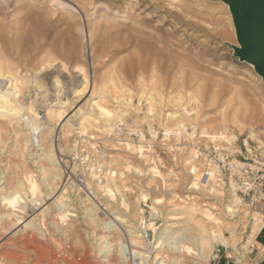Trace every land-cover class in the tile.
<instances>
[{"label": "rangeland", "instance_id": "374dc122", "mask_svg": "<svg viewBox=\"0 0 264 264\" xmlns=\"http://www.w3.org/2000/svg\"><path fill=\"white\" fill-rule=\"evenodd\" d=\"M228 45H237L234 29L227 6L217 0H0V59L20 72L21 103L31 102L37 120L53 128L51 144L62 171L47 188L28 152L22 159L14 155L15 123L0 116V192L25 168L35 177L40 200L33 206L27 190L14 208L0 200V264H133L115 254L103 263L94 253V240L105 221L113 225L109 241L137 231V204L145 219L157 214L155 226L179 223L185 212L210 227L221 226L226 236L234 230L243 238L250 220L240 210L232 216L226 212L229 192L213 196L195 189L185 167L193 146H211L200 138L203 129L217 137L232 135L238 145L260 149L257 140L264 143L263 84ZM81 68L88 76L87 91L94 85L106 92L105 105L123 114V121L106 127L99 118L78 134L80 115H72L78 108L88 113L98 100V94L74 95ZM34 77L44 86L28 82ZM139 77L146 82H137ZM56 98L71 103L61 112L71 124L60 122L58 105L48 119ZM172 113L184 117V131L175 134V123H162ZM24 129L19 124L20 134ZM94 160L103 164L97 175L88 169ZM81 200L95 208L96 235ZM10 211L14 215L8 216ZM29 222L33 230L23 228ZM147 236L152 237L151 227ZM247 248L238 263L219 246L209 264H255L257 253ZM175 264H195V257Z\"/></svg>", "mask_w": 264, "mask_h": 264}, {"label": "bare ground", "instance_id": "6f19581e", "mask_svg": "<svg viewBox=\"0 0 264 264\" xmlns=\"http://www.w3.org/2000/svg\"><path fill=\"white\" fill-rule=\"evenodd\" d=\"M45 64V68H48L53 65V60L47 61L45 62ZM61 66L63 67V69H66L65 66ZM250 68L253 71L252 66H250ZM13 71L14 67L10 63H8L3 58L0 59V116L3 118L7 117V120L15 123L16 127L13 129L15 138L14 144L12 146L15 150L14 155L18 159H22L25 153L28 152V157H31L38 164V177H41L42 181L46 183L47 188H49L51 187V185L48 183V180H59L62 174V171L57 164V159L50 139L53 135L54 130L50 126L42 125L37 120L31 102L26 103V106L21 103L18 95L20 93L18 84L19 82H23V80L19 77V75L18 77H16V73L18 72L13 73ZM79 73H81L82 81L80 82V85H78L74 90V95L80 97L87 92L90 93V97H94L98 94V100L92 103L89 102L90 108L88 109V113H82V109L78 108V110H76L72 115L71 118H75L76 116L80 115L79 124L82 125V131H80L78 134L83 135L84 131L87 129V126H93L96 123V120L99 118L105 122L106 127L111 126L110 124L112 123H119L123 121V114H121L119 111L116 112L115 109L110 110L105 105L106 101L104 99V95L107 93L102 92L101 89L98 92L97 88L94 85L87 91V73L83 68L79 70ZM140 77L137 79V82H146L145 78L141 79ZM108 80L110 82L112 78ZM28 82L34 83V86H44L38 79H36V77L32 78V80ZM54 84V87L56 88L58 80H55ZM53 100H56L58 102L52 105V107H49L48 119L51 120L53 117V109L51 108H53L55 105H58V108L60 110L56 114L58 115L60 122H64V125L71 124L72 120L70 118L64 121L63 118L65 117L62 118L61 115V112L64 111L63 109L70 107L71 103H69L67 100H64V98L62 99V101L59 98ZM113 103L119 104L121 103V100L117 101V98H113ZM24 112H26V114H24ZM148 114V116H152V112L149 111ZM189 115L190 114L185 113L186 117H188ZM183 118L184 117L180 114L172 113L168 114L166 121H163L162 123H175V134H177L178 130H185V125L182 122ZM144 119H147V117H144ZM152 122L154 121L152 120ZM19 124L24 126V130L27 131L26 133L20 134V131L18 130ZM222 130H225L224 126H222ZM170 132L167 131L165 135ZM249 137L256 140V137L253 133H250ZM200 138L209 139L212 143L225 142L228 144H231L232 141L236 139L232 135L220 137H217L216 135H210L204 129L201 131ZM257 142L260 144L259 148L264 149V143L259 140H257ZM30 147L31 149L29 150ZM73 149L74 151L76 150L75 145ZM188 154L189 155L188 159L186 158L187 162L185 163V167L187 172L191 175L192 187H194L195 189L204 190L205 192L213 194V196H221L224 194V192L228 191V204L225 207L228 211L226 212L232 216L236 213L237 210H240V212H242L244 216L250 218L251 211L249 209L251 205L245 203L243 201V198L236 194L235 187L232 181H230L228 185L224 182L222 175L219 172V168L212 161V159H208L206 155H202L201 158H198L197 152L193 150H191ZM77 155H80L79 157L84 156V154L82 153H78ZM196 158H198L199 160L198 164H195V161L197 160ZM18 164L19 161L17 162V165ZM101 165H103L101 162H99L98 160H94L93 164H90L88 166V169L91 171L92 175H97L96 170L100 168ZM20 167L21 166L19 164L18 169ZM22 171L24 172H22V176L20 178H15L17 180H14V183H12L10 186L8 185L9 187L2 189V191L0 192V200L3 203L7 201L8 203H5V205H9L11 206V208H14L12 206L13 202L15 204L17 203L15 197L19 196L21 193H25L26 190L28 191V193H30L31 196H33V198L31 199L33 206H37L40 202L39 192L33 193V190L35 189V177L33 176L32 172H25V168ZM81 203L84 205V215L87 217L89 223L92 226L91 235H94L95 219H93V213L95 211V208L93 207V205L87 204V202L84 200H81ZM126 208L127 207L125 206V209ZM143 210L144 209L140 204L136 205L133 216L134 218H136L138 230L134 231L133 233L130 232V230H126L127 237L125 236V240H122V238L118 236L115 241H109V239H111L112 237V231H108L113 227V225H110V223H107L106 221L104 222V228H102L104 232L101 230V235H98V239L94 240V253L103 263L108 262L111 255L115 254L119 261H131L133 264H175L181 258L192 256L195 257V264H209V261L214 258V252L216 251V248L219 246L228 249L231 253V257H233L238 263H240L242 262V258L244 257L243 250L248 249V246H259V244L255 240V237L259 231L261 222L259 218H255V215L252 216L254 218V222L252 224H248V231L242 238V234L237 233L234 230L230 231L229 236H226L221 226L218 225L215 227H210L204 222L195 220L192 214L185 212H181L183 217L179 223L164 225L161 224L159 226H155L152 221L156 219L157 214H149L150 218L145 219L143 216ZM10 215H14V212L10 211L8 216ZM61 216L62 215H60V217ZM18 220L19 219H16V221ZM150 222H152V224H150L148 227H151L152 229V237L148 238V227L146 226V223ZM24 227L32 230L34 229L31 225V222L25 224L23 228ZM192 227L196 230L197 234H194L195 230H193ZM195 247L197 248V253H195Z\"/></svg>", "mask_w": 264, "mask_h": 264}, {"label": "built area", "instance_id": "2783aa9c", "mask_svg": "<svg viewBox=\"0 0 264 264\" xmlns=\"http://www.w3.org/2000/svg\"><path fill=\"white\" fill-rule=\"evenodd\" d=\"M192 148L197 152L198 158L203 154L212 159L224 182L228 185L232 181L236 194L251 205L250 223L254 222L253 215L261 222L255 240L262 238L264 243V149H256L247 142L238 145L237 139L231 144L223 142L214 146L211 143L206 149L198 146ZM254 250L258 256L255 264H259L264 259V244L256 248L251 246L250 253Z\"/></svg>", "mask_w": 264, "mask_h": 264}, {"label": "water", "instance_id": "95a60500", "mask_svg": "<svg viewBox=\"0 0 264 264\" xmlns=\"http://www.w3.org/2000/svg\"><path fill=\"white\" fill-rule=\"evenodd\" d=\"M227 6L237 45H228L239 63L252 66L264 87V0H217Z\"/></svg>", "mask_w": 264, "mask_h": 264}, {"label": "snow or ice", "instance_id": "6c2138e0", "mask_svg": "<svg viewBox=\"0 0 264 264\" xmlns=\"http://www.w3.org/2000/svg\"><path fill=\"white\" fill-rule=\"evenodd\" d=\"M33 193H35V189L33 190ZM15 199L18 201L20 199L19 196H16ZM5 203H8L7 201H5ZM12 206L14 207L15 206V203L13 202Z\"/></svg>", "mask_w": 264, "mask_h": 264}, {"label": "crops", "instance_id": "0c3cea01", "mask_svg": "<svg viewBox=\"0 0 264 264\" xmlns=\"http://www.w3.org/2000/svg\"><path fill=\"white\" fill-rule=\"evenodd\" d=\"M257 243H258L259 245H261V246L264 244L263 241H262V238H260L259 241H257ZM263 261H264V259H263ZM263 261H262V262H263ZM262 262H260L259 264H261Z\"/></svg>", "mask_w": 264, "mask_h": 264}, {"label": "trees", "instance_id": "16d2710c", "mask_svg": "<svg viewBox=\"0 0 264 264\" xmlns=\"http://www.w3.org/2000/svg\"><path fill=\"white\" fill-rule=\"evenodd\" d=\"M261 264H264V261Z\"/></svg>", "mask_w": 264, "mask_h": 264}]
</instances>
